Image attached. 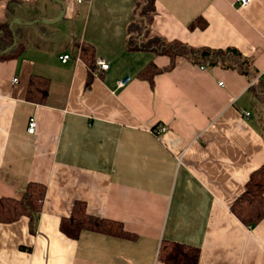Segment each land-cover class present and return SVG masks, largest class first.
<instances>
[{"label": "crops", "instance_id": "crops-1", "mask_svg": "<svg viewBox=\"0 0 264 264\" xmlns=\"http://www.w3.org/2000/svg\"><path fill=\"white\" fill-rule=\"evenodd\" d=\"M137 2L0 0L16 36L0 51V197L46 185L35 231L27 216L0 222V264H166L168 242L199 249L198 264H264V218L252 226L233 211L264 164V102L252 89L264 80V0H156L149 26L237 49L253 60L251 79L190 61L164 70L168 55L131 50ZM85 45L107 70L90 75ZM78 203L125 234L62 230Z\"/></svg>", "mask_w": 264, "mask_h": 264}, {"label": "trees", "instance_id": "trees-1", "mask_svg": "<svg viewBox=\"0 0 264 264\" xmlns=\"http://www.w3.org/2000/svg\"><path fill=\"white\" fill-rule=\"evenodd\" d=\"M155 2L156 0H138L136 4L137 17L130 26L128 45L131 50H152L168 55L171 58V63L164 70L171 69L183 61H190L235 68L248 75L250 79L252 75H255L253 60L242 55L237 49L195 48L180 41H168L161 37L151 36L149 26L156 12ZM14 41V32L9 24L0 23V51L10 48ZM80 52L81 57L90 68V75H93L95 60L92 48L85 45L80 47ZM37 88L39 95L43 97L47 95L45 82L38 84ZM252 89L256 99L264 102V80L262 77L254 82ZM45 196L46 185L31 182L17 198L0 197V222L11 223L18 221L22 216H27L30 219L32 231H35L44 206ZM75 209L70 218L63 220L62 230L73 232L74 236H78L83 229L108 233L118 231L116 233L120 235L125 234L120 223L88 214L82 203H78ZM233 211L243 222L252 226L264 218V164L251 174L246 191L233 205ZM199 256V249L171 242L165 243L160 251V258L166 264H198Z\"/></svg>", "mask_w": 264, "mask_h": 264}, {"label": "built area", "instance_id": "built-area-1", "mask_svg": "<svg viewBox=\"0 0 264 264\" xmlns=\"http://www.w3.org/2000/svg\"><path fill=\"white\" fill-rule=\"evenodd\" d=\"M81 1V0H80ZM252 0H235V3L238 4L239 6H245L247 4H249ZM70 58L69 54H64L61 59L63 62H66L68 59ZM96 65H97V69L94 71V73H99L101 70H107L109 68V63L103 59H98L96 61ZM14 81L16 82L17 79H14ZM130 81V78L127 77L123 80H120L118 82L119 86H124L126 83H128ZM247 115H249V112L246 113ZM37 129V120L35 117H32L29 121L28 124V132L30 133H35ZM166 130L165 126H161L158 129L155 130L156 134L159 135L161 134L163 131Z\"/></svg>", "mask_w": 264, "mask_h": 264}, {"label": "water", "instance_id": "water-1", "mask_svg": "<svg viewBox=\"0 0 264 264\" xmlns=\"http://www.w3.org/2000/svg\"><path fill=\"white\" fill-rule=\"evenodd\" d=\"M61 4H62L63 7L65 8V3L61 1ZM64 13H65V11H63V12L61 13L60 18H62V17L64 16ZM13 25H14V23H11V28H13ZM12 30H13V29H12ZM13 32H14V31H13ZM14 35H15V33H14ZM15 41H16V36H15Z\"/></svg>", "mask_w": 264, "mask_h": 264}]
</instances>
